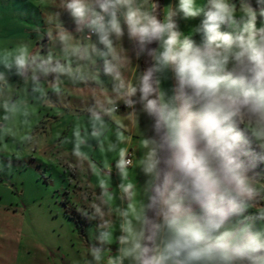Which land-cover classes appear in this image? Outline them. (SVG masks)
<instances>
[{"label":"clouds","instance_id":"1","mask_svg":"<svg viewBox=\"0 0 264 264\" xmlns=\"http://www.w3.org/2000/svg\"><path fill=\"white\" fill-rule=\"evenodd\" d=\"M55 8L73 28L51 12L36 50L21 44L0 57V98L5 120L27 117L25 102L5 95L12 76L45 103L43 85L63 94L67 81L87 89L92 136L111 122L124 130L109 146L121 178L119 234L101 182L82 209L98 221L88 264H264V224H256L264 221V174L256 170L264 164V0H177L162 9L156 0H58ZM177 17L201 19L185 34ZM125 37L136 60L148 58L143 70ZM83 143L73 147L74 169Z\"/></svg>","mask_w":264,"mask_h":264},{"label":"rangeland","instance_id":"2","mask_svg":"<svg viewBox=\"0 0 264 264\" xmlns=\"http://www.w3.org/2000/svg\"><path fill=\"white\" fill-rule=\"evenodd\" d=\"M161 3L162 9L177 0ZM57 4L58 0H0V57H7L21 44L36 50L51 12H59L61 22L71 30L70 15L55 8ZM200 19L177 17L179 30L187 34ZM193 39L200 41L199 35L194 34ZM10 82L5 95L25 102L29 115L5 120L0 98V264H82L98 226V221L87 218L82 209L99 194L101 182L107 183L112 194V211L106 218L119 234L115 209L121 205V178L114 168L116 153L109 146L116 144L122 131L110 123L102 136L94 137L87 117L75 118L68 113L84 110L87 89L66 81L63 94H57L45 83L43 87L50 93V102L45 103L35 100L31 87L18 77L12 76ZM173 84L169 72L162 86L170 89ZM48 113L61 118L52 123L45 117ZM79 140L84 141V159L74 169L77 160L72 150ZM256 170L264 174V164ZM136 179L138 183L143 181L139 170ZM127 207L131 211L133 206ZM248 214L254 215V210ZM109 247L106 255L112 254L117 245L113 242Z\"/></svg>","mask_w":264,"mask_h":264},{"label":"crops","instance_id":"3","mask_svg":"<svg viewBox=\"0 0 264 264\" xmlns=\"http://www.w3.org/2000/svg\"><path fill=\"white\" fill-rule=\"evenodd\" d=\"M123 44H124V46L127 48V49H129V54H130V56L132 57V60H133V65L135 66L136 64H139V61L140 60H136L135 59V56H134V53L132 52V48H133V45H132V43L130 42V41H128L127 40V37H125L124 38V41H123ZM48 93V95H50V93L49 92H47ZM80 100V99H79ZM121 112H123V113H121V114H124L125 113V111H126V109H123V106H121ZM69 114H71V115H73V116H75V118H81L82 116L83 117H87V114H86V112H85V110H71V111H69L68 112ZM86 114V115H85ZM45 117H50L49 116V113H48V115H46ZM61 117L59 116V115H55V116H51L49 119H51L52 120V123H55L57 120H59ZM113 125H115L116 126V128L118 127L119 129H120V131H124L123 129H121L120 127H119V124L118 123H116V122H111ZM147 127H148V122L147 121H143L142 123H141V128H142V130H146L147 129ZM126 134L127 135H129V133H127L126 132ZM90 200V199H89ZM43 254V253H42ZM85 256H86V259L87 260H85V261H82V264H87L88 263V261H89V259H90V257L88 256V253H86L85 254Z\"/></svg>","mask_w":264,"mask_h":264},{"label":"water","instance_id":"4","mask_svg":"<svg viewBox=\"0 0 264 264\" xmlns=\"http://www.w3.org/2000/svg\"><path fill=\"white\" fill-rule=\"evenodd\" d=\"M162 0H156V3H158V5L161 8V3ZM151 47H156V44L154 43L153 45H151ZM148 64V58L142 57V70L147 66Z\"/></svg>","mask_w":264,"mask_h":264},{"label":"trees","instance_id":"5","mask_svg":"<svg viewBox=\"0 0 264 264\" xmlns=\"http://www.w3.org/2000/svg\"><path fill=\"white\" fill-rule=\"evenodd\" d=\"M139 68H140V70H142V58L139 61Z\"/></svg>","mask_w":264,"mask_h":264},{"label":"built area","instance_id":"6","mask_svg":"<svg viewBox=\"0 0 264 264\" xmlns=\"http://www.w3.org/2000/svg\"><path fill=\"white\" fill-rule=\"evenodd\" d=\"M123 109H124V107H123Z\"/></svg>","mask_w":264,"mask_h":264}]
</instances>
